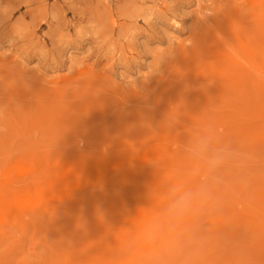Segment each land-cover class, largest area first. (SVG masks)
Segmentation results:
<instances>
[{
	"label": "rangeland",
	"instance_id": "rangeland-1",
	"mask_svg": "<svg viewBox=\"0 0 264 264\" xmlns=\"http://www.w3.org/2000/svg\"><path fill=\"white\" fill-rule=\"evenodd\" d=\"M200 134L238 159L186 248L264 264V0H0V264H139Z\"/></svg>",
	"mask_w": 264,
	"mask_h": 264
},
{
	"label": "clouds",
	"instance_id": "clouds-1",
	"mask_svg": "<svg viewBox=\"0 0 264 264\" xmlns=\"http://www.w3.org/2000/svg\"><path fill=\"white\" fill-rule=\"evenodd\" d=\"M196 163L194 176L201 175L199 164H204L201 182L195 189L173 187L171 200L163 216L154 218L137 238L129 241L124 250L127 254L139 248V264H196L200 259L199 248H186L185 220L214 196V190L221 187L223 171L238 159V153L228 146H214L209 134H200L188 149ZM191 239L190 233L188 234Z\"/></svg>",
	"mask_w": 264,
	"mask_h": 264
},
{
	"label": "bare ground",
	"instance_id": "bare-ground-1",
	"mask_svg": "<svg viewBox=\"0 0 264 264\" xmlns=\"http://www.w3.org/2000/svg\"><path fill=\"white\" fill-rule=\"evenodd\" d=\"M239 137H240V136H239ZM249 143H250V142H249ZM254 155H255V154H254ZM255 156H256V155H255ZM252 158H253V157H252ZM262 176H264V175H262ZM262 176H261V177H262ZM131 219H132V218H131ZM132 221H133V219H132ZM144 226H145V225H144ZM135 229H136V228H135Z\"/></svg>",
	"mask_w": 264,
	"mask_h": 264
}]
</instances>
